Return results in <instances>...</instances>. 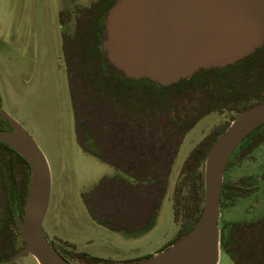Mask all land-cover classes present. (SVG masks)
<instances>
[{"label": "flooded vegetation", "instance_id": "af4514ba", "mask_svg": "<svg viewBox=\"0 0 264 264\" xmlns=\"http://www.w3.org/2000/svg\"><path fill=\"white\" fill-rule=\"evenodd\" d=\"M115 1L91 0L69 21L68 34L62 41L69 90L70 85L80 89L84 105L90 100L105 103L108 99L113 137L111 167L117 171L177 170L173 194L180 171L203 170L206 153L239 116V106L247 97L261 92L264 44L258 49L261 53L245 65H236L238 61L224 68L201 69L167 86L128 78L109 62L103 49L105 19ZM86 95L93 97L89 100ZM82 136L87 137L88 132L84 130ZM83 146L101 161V146L91 140H85ZM236 170L241 172L234 177ZM20 196L16 192L13 197ZM14 209L21 217L22 210L20 213L17 206ZM219 211V264L223 256L231 264H264V130L247 136L228 161ZM144 228L120 226L115 232ZM50 241L65 260L80 264L73 245L56 238Z\"/></svg>", "mask_w": 264, "mask_h": 264}, {"label": "water", "instance_id": "95a60500", "mask_svg": "<svg viewBox=\"0 0 264 264\" xmlns=\"http://www.w3.org/2000/svg\"><path fill=\"white\" fill-rule=\"evenodd\" d=\"M103 49L126 77L167 86L201 69L224 68L264 44V0H116L108 10ZM10 130L0 144L29 167L22 216L14 219L23 249L3 264L30 255L38 264H71L43 230L51 194L47 160L36 142L0 109ZM264 125V100L237 116L204 158L202 209L194 227L167 249L132 264H219L218 221L223 175L243 140Z\"/></svg>", "mask_w": 264, "mask_h": 264}, {"label": "rangeland", "instance_id": "374dc122", "mask_svg": "<svg viewBox=\"0 0 264 264\" xmlns=\"http://www.w3.org/2000/svg\"><path fill=\"white\" fill-rule=\"evenodd\" d=\"M90 1L0 0V109L26 130L47 160V241L56 238L73 245L77 253L129 264L167 249L175 239L179 225L174 221L172 189L179 171H172L157 215L144 230L115 232L90 216L83 196L93 202V191L103 180L125 179L87 150L76 132L62 41L69 21ZM10 264L38 263L24 255ZM220 264L231 262L223 256Z\"/></svg>", "mask_w": 264, "mask_h": 264}, {"label": "trees", "instance_id": "16d2710c", "mask_svg": "<svg viewBox=\"0 0 264 264\" xmlns=\"http://www.w3.org/2000/svg\"><path fill=\"white\" fill-rule=\"evenodd\" d=\"M260 51H256L236 65H245L260 54ZM260 91L256 96L247 97L243 101V105L237 109V115L264 100V82ZM80 92V89L70 85L78 140L82 145L85 140H91L94 145L101 146V161L112 166L113 137L109 101L105 99V103L102 101L95 103L90 100L93 95H86L91 103L84 105L80 102ZM0 130H10L1 118ZM84 130L88 132L87 137L82 136ZM261 130H264V126L254 132ZM119 172L127 174L125 179L103 180L93 191L91 197L94 199L93 202H90L87 196H83L90 216L98 224L113 231L120 226H148L153 222L166 196L172 170L133 169ZM29 177V167L24 159L14 150L0 144V263L8 261L24 247L14 220V208L17 206L21 213ZM178 180L173 192V210L174 221L179 225V231L171 244L176 243L194 227L203 202V170L180 171ZM16 192L17 195L21 194L19 199L13 197ZM76 257L80 264H114L86 253H79ZM135 262L138 261L133 263Z\"/></svg>", "mask_w": 264, "mask_h": 264}]
</instances>
